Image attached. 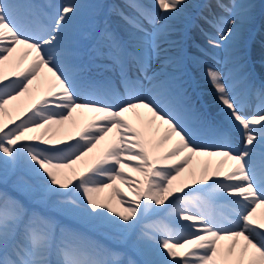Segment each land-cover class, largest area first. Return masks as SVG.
I'll return each mask as SVG.
<instances>
[{
  "label": "snow or ice",
  "instance_id": "1",
  "mask_svg": "<svg viewBox=\"0 0 264 264\" xmlns=\"http://www.w3.org/2000/svg\"><path fill=\"white\" fill-rule=\"evenodd\" d=\"M197 6L124 0L109 8L121 29L105 21L93 36L77 26L82 0H0V184L14 177L16 193L0 189V264H264V87L251 83L242 56L225 70L205 63L225 120L213 125L201 115L165 47L175 43L174 22ZM216 7L228 15L209 21L217 35L207 44L222 48L255 4ZM84 39L93 40L87 62ZM74 113L93 114L78 134L54 127L75 124ZM194 157L221 159L214 169L210 159L188 168ZM186 169L191 184L180 179Z\"/></svg>",
  "mask_w": 264,
  "mask_h": 264
},
{
  "label": "rangeland",
  "instance_id": "2",
  "mask_svg": "<svg viewBox=\"0 0 264 264\" xmlns=\"http://www.w3.org/2000/svg\"><path fill=\"white\" fill-rule=\"evenodd\" d=\"M203 1L204 0H195L198 6L189 9L183 17L174 22L175 31L172 33H174L177 38L176 40L174 38H168L175 43L173 45H165V47L169 48L171 55L178 58L179 65L177 71L181 77V82L198 111L210 124L219 125L222 124L223 121L217 116L204 111V105L200 103L198 99L197 88L193 85V79H195V75L198 73L197 61L202 60L204 54H206V51L202 48L196 50L198 47L197 44H204L207 46L206 49L211 52L217 51L220 53L221 61L225 68L226 66L232 67L237 57H244L240 63L245 65L244 71L249 74V80L251 82L254 81V85L259 82V86H261V83H264V59H262L261 51L259 49H252L251 42L255 36H257L258 40L260 39L264 41V37L262 36V29L264 30V0H237V3L250 2L255 4L252 18L246 23H241V20L237 19V26L240 29L238 36L235 40L230 38L229 44L222 48H212L207 44V37L209 35H217L215 28L212 27L209 21H212L214 16L221 13L220 9L214 13L210 10L202 9ZM36 2L40 5L56 6L62 4L64 0H36ZM141 2L151 4L152 0H141ZM82 3L85 7L82 9L80 19L77 22L78 29L81 33L87 32L95 36L96 32L104 26L105 21L116 30L117 28L115 26L118 25V23H122L118 16H111L113 13L109 11V8L113 5H118L120 7L122 5L121 8H123L124 0H82ZM212 7L213 5L211 4L209 9ZM124 10L129 11L128 9ZM45 11L54 12L55 7L45 8ZM223 14L226 16L228 15L226 13ZM39 23L46 24L47 20L41 18ZM260 29L261 32L259 33L258 31ZM92 43L93 40L91 39L82 40L85 62H87L88 49L91 47ZM176 48L177 50H174ZM242 88L243 86H240V89L238 90H241ZM5 119H7V117H5ZM73 132L74 134H78L79 132L76 124L73 126ZM207 142L211 143L212 141L208 140ZM231 146L233 148H238L241 146V143L238 144L232 137ZM172 163H176V161L172 160L169 162V164ZM14 179V177L9 178L6 188L3 184H0V189L6 190L9 194L15 195L16 193L13 191ZM122 192L124 191L122 190ZM213 211L219 213L218 207L214 208Z\"/></svg>",
  "mask_w": 264,
  "mask_h": 264
},
{
  "label": "bare ground",
  "instance_id": "3",
  "mask_svg": "<svg viewBox=\"0 0 264 264\" xmlns=\"http://www.w3.org/2000/svg\"><path fill=\"white\" fill-rule=\"evenodd\" d=\"M225 3H229L230 0H224ZM211 4L213 5V7L211 9H209V7L211 6ZM124 6V5H123ZM122 7V5H121ZM202 9L205 10H210L212 13L218 11L219 9L216 7V0H204L203 4H202ZM223 14V13H219ZM224 15V14H223ZM116 16L114 14L111 15ZM121 25L122 23H118V25H116L115 27L117 28V30L119 31L121 29ZM263 34L262 36L264 37V30L262 29ZM259 33L261 32V29L258 31ZM169 39L174 38L176 40V35L174 33H172L169 37ZM198 47L196 48V50L202 48L206 51V54H204V58L202 60L197 61V68H198V73L197 75H195V79L193 81L194 84H196V87L198 88V92L200 94V100L202 102V104L204 105L203 109L205 112L209 113V114H213L215 116H217L220 120L224 121L225 117L224 115L221 113L220 111V105L216 100V96H215V92L212 88V86L207 82V78L204 75V65L205 63H210V64H214L215 67H217L218 69L221 70H225V67L222 64L221 61V55L220 53H218L217 51L215 52H211L210 50L206 49L207 46H205L204 44H197ZM262 45H264V41L263 40H258L257 36L253 37L252 42H251V46L252 49H259L261 51V47ZM172 49V48H171ZM174 50H177L174 49ZM20 49H18L17 53L14 54V56L19 55ZM211 54V55H209ZM32 57H29L28 60H26L24 62V66H26L30 61H31ZM217 61H219V63H217ZM50 75V74H49ZM42 79H43V73H42V77L41 80L38 81H34V85H39V91L36 92L37 97L43 95L45 89H46V84L42 83ZM258 84V85H257ZM257 84H255L254 86L256 88H262L264 87V85L261 84V86H259V82H257ZM27 103L26 99L21 101V104H25ZM256 110V101L253 100L250 105L247 107L246 111L251 114ZM142 117L146 120L147 119V115L146 113L141 112ZM93 114L91 113H87L83 116H81L79 113H74L73 117L75 120V124L78 126V130H80V126L81 128L92 118ZM128 119L133 123V124H137V117L134 116L133 114L129 113L127 114ZM73 122L72 121H67L65 122V124L63 126H54V127H62L63 129V133L65 135L68 134H74L73 132ZM163 133V128H160V132L154 136L153 139V143H155L156 141L159 140L160 135H162ZM113 134L109 133L108 137L105 138V141L101 142V145L99 146V149L96 150L95 154H99L100 151L103 150V148L106 146L107 142L110 141L112 139ZM232 137L236 140V142L238 144L241 143V137L238 133L233 132L232 133ZM176 138H173V141H170L168 144L164 145L163 147H160L157 149V154H162L163 152H165L167 149L171 148L172 144L174 143ZM211 160V168L214 169L217 164L218 161L221 159V157H211V158H205V157H194L193 158V163L191 165L188 166V168H192V167H202L204 164L205 160ZM172 160H169L167 163L171 162ZM232 162L229 161L228 163H226L223 166L224 171H227L229 169V167L231 166ZM125 173L130 174L131 177L136 178L139 177L140 179H142V177H140L139 173L133 172L131 171L129 168H125ZM180 179H187L189 184H191V180L188 177V172L187 169L184 173H182ZM117 183V187L121 188L124 192L128 191V187L125 184H121L119 181L116 182ZM109 190H106L105 193H103L102 195H107ZM131 196V194H129V197ZM115 203V201H114ZM218 209L222 212V213H227L228 209L226 207H219Z\"/></svg>",
  "mask_w": 264,
  "mask_h": 264
}]
</instances>
